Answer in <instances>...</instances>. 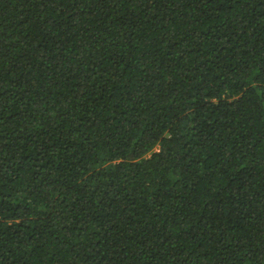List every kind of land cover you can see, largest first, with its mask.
Returning <instances> with one entry per match:
<instances>
[{"label": "trees", "instance_id": "obj_1", "mask_svg": "<svg viewBox=\"0 0 264 264\" xmlns=\"http://www.w3.org/2000/svg\"><path fill=\"white\" fill-rule=\"evenodd\" d=\"M0 264H264V0H0Z\"/></svg>", "mask_w": 264, "mask_h": 264}]
</instances>
